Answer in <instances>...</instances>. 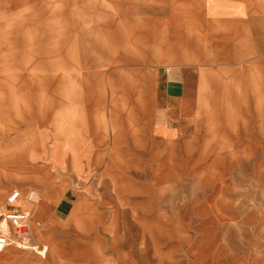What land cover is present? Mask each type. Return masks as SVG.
I'll list each match as a JSON object with an SVG mask.
<instances>
[{"label":"crops","instance_id":"obj_1","mask_svg":"<svg viewBox=\"0 0 264 264\" xmlns=\"http://www.w3.org/2000/svg\"><path fill=\"white\" fill-rule=\"evenodd\" d=\"M79 10L61 179L29 173L18 201L45 253L0 264H264V0Z\"/></svg>","mask_w":264,"mask_h":264},{"label":"rangeland","instance_id":"obj_2","mask_svg":"<svg viewBox=\"0 0 264 264\" xmlns=\"http://www.w3.org/2000/svg\"><path fill=\"white\" fill-rule=\"evenodd\" d=\"M88 1L0 0V189L7 191L0 205L16 189L28 202L38 190L24 182L29 173L61 179L55 165H64L67 153L55 139L68 128L63 98L87 90L79 88L88 77L78 69L85 56L74 34ZM103 90L94 88L96 95Z\"/></svg>","mask_w":264,"mask_h":264},{"label":"built area","instance_id":"obj_3","mask_svg":"<svg viewBox=\"0 0 264 264\" xmlns=\"http://www.w3.org/2000/svg\"><path fill=\"white\" fill-rule=\"evenodd\" d=\"M22 198L19 190H13L0 208V253L8 246L19 250L44 254L45 248L36 242L29 225V214L20 208L18 201Z\"/></svg>","mask_w":264,"mask_h":264},{"label":"bare ground","instance_id":"obj_4","mask_svg":"<svg viewBox=\"0 0 264 264\" xmlns=\"http://www.w3.org/2000/svg\"><path fill=\"white\" fill-rule=\"evenodd\" d=\"M29 220H30V215H29ZM3 224H5V223H3Z\"/></svg>","mask_w":264,"mask_h":264}]
</instances>
